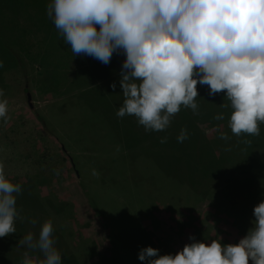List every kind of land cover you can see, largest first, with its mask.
<instances>
[{
	"label": "rangeland",
	"instance_id": "374dc122",
	"mask_svg": "<svg viewBox=\"0 0 264 264\" xmlns=\"http://www.w3.org/2000/svg\"><path fill=\"white\" fill-rule=\"evenodd\" d=\"M48 3L49 0H0V45L10 40L11 30L18 24L15 19L20 12L19 22L24 29L30 28L23 26L28 25V21L24 19L28 18V14H33L37 18L40 16L39 13H42L44 21L42 24L38 22L39 28L42 26L44 30V27L50 26L48 25V23L52 24L50 18L45 19L48 17L46 14ZM16 7L19 10H15ZM24 31L15 33L16 37L13 36V39L25 48L29 46L27 37L30 34L23 36ZM44 33L49 34L47 30H44ZM37 37L40 38L39 35ZM53 38L49 39L43 48L42 54L49 55L48 60L51 61L55 58L53 56L59 54L58 49L65 55L67 51L72 53L70 46L63 42L58 32H53ZM34 41L37 43L35 39L31 43ZM20 46L19 51L24 54L23 62L8 69L3 75L5 95L0 99L7 100L8 113L6 119H0V164L3 165L5 177L11 182L22 186L23 183L30 185L31 181L36 184H31L35 193L39 191L49 195L48 200H37L33 205L27 202L25 206H21L19 216L23 218L20 221L23 223L22 237L28 232L36 234L42 223L50 220L53 225L54 246L60 254L65 253L62 264H70L69 259L71 264H89V262L111 264V249L107 237L111 240H124L125 244L130 245L126 247V251L131 249L138 251L145 242H148L151 247L159 250L160 255H164L175 254L182 249L185 244L191 242L190 236L197 241L207 243L212 239L221 240L225 235L233 233L232 224H224L226 214L220 210V202L215 200L216 203L211 205L212 195H209L211 192L199 190V185L191 188L189 183L182 181V169H178L179 159L173 161V166L178 165L179 170V173H174L173 176H163L161 173L163 171L156 166L146 165L145 168V162L140 161L137 164L138 171H134L132 184L127 188L135 193L131 198L134 204L142 209H149L150 212L148 214L144 209L130 204L129 211L126 212L130 217L129 220L120 217L117 220V206L126 208L125 201L121 198H119L120 202L116 201L118 190L123 187L119 184H116L118 185H115L116 187H109L106 178L103 177L105 174L102 173L114 169V165H111L112 168L109 167L101 154L103 150L111 154L112 148L118 146V143H109L106 140L111 132L107 123L109 121L107 114L110 110H106L110 105L117 103L119 105L116 107H120L123 102L119 80L124 55L114 53L107 65L83 54L76 55L78 60L70 59L72 63L70 68L64 62L60 68L57 63L54 64V70L52 69L55 71L54 86H59L65 78L60 88L63 93L59 94V90L55 88L44 91L39 88L37 80L43 76L45 63L41 64L39 60L30 57L26 49ZM31 52L35 54L38 50L35 48ZM86 70L92 71L94 77L85 80L84 85L75 87L70 82L72 80L70 76H77L76 79L74 78L76 81L78 76L86 73ZM77 82V84L82 83V79ZM113 83L116 84L115 89L110 86ZM197 91V112L182 107L171 120L174 121L169 133L170 142L173 144L171 145L176 151L183 149L179 146V143L183 142L177 141V136L181 132L178 127L184 124L183 121H186L187 125H193L195 122L201 135H211L215 129L213 135L217 134L218 139L224 143V151L234 154L231 157L234 160L230 162L232 165L227 164L228 168L220 171L222 174L218 176L219 172H217L211 180L216 181L219 178L221 182L224 179L222 182L226 184L232 172L236 177H242L241 180L248 178L246 182L248 186L256 182L255 185L264 186V171L263 174H257L251 159L247 157L244 160L241 158L243 153L240 152V148L236 150L237 136L231 133L227 125L216 126L219 122L214 117L218 114H223L224 117L226 115L223 104H219L220 99L209 97L207 85L197 84ZM100 99L102 103L99 104ZM92 107L93 109L90 110ZM127 116L136 124L139 133L145 131L143 126L138 125L135 117ZM90 123H95L94 127L100 124L95 128L97 130L95 137L94 132L90 134L87 130V125H91ZM259 127L258 136L245 135V137L254 140L264 137V124ZM153 133L157 135L158 132ZM221 133L227 134L229 139H221ZM99 137L103 140L99 143L93 142ZM94 144L101 148L94 147ZM192 146L196 147V143ZM239 159L242 161H238ZM244 162L247 166L243 164ZM216 163L221 165L220 162ZM189 170L194 169L190 167ZM203 175L210 174L203 171ZM242 183L244 182L237 180V186H243ZM243 189H247V186ZM176 191L180 193L178 196ZM98 196L103 201L94 200L100 199ZM16 197L20 200L28 198L27 191L23 189L16 194ZM54 204L59 206L56 207ZM249 207L253 210L254 205L249 204ZM33 219L36 221L34 225L29 222ZM214 222L226 227L215 230ZM18 225L15 224V227ZM18 241L13 247L14 252L21 249ZM8 247L10 252L12 247ZM80 247H87L86 250L91 253H86V250L82 253ZM25 252L30 256L32 254L30 250H21L17 253L18 257L13 260V264H21ZM34 252L37 258H42V254L38 251ZM15 256L16 254L13 257Z\"/></svg>",
	"mask_w": 264,
	"mask_h": 264
},
{
	"label": "clouds",
	"instance_id": "9594fccd",
	"mask_svg": "<svg viewBox=\"0 0 264 264\" xmlns=\"http://www.w3.org/2000/svg\"><path fill=\"white\" fill-rule=\"evenodd\" d=\"M46 14L73 55L105 65L114 53L124 55L119 80L123 102L117 117L130 115L145 131H164L182 107L197 112L200 84L207 85L210 96L223 92L228 104L222 107L230 109L227 127L233 135L260 134L264 0H49ZM110 86L116 88L115 83ZM4 95L0 88V97ZM7 113L8 102L0 99V119ZM214 118L223 120L224 115ZM220 138L229 139L225 133ZM185 139L187 131L181 129L177 141ZM21 191L0 164V237L16 231V194ZM252 216L251 227L235 244L190 236L191 242L175 254L160 255L148 246L138 252V259L144 264H264V199L253 207ZM29 222L36 224L34 219ZM52 234L50 220L38 234L26 233L19 245L42 258L25 252L21 264H62Z\"/></svg>",
	"mask_w": 264,
	"mask_h": 264
},
{
	"label": "trees",
	"instance_id": "16d2710c",
	"mask_svg": "<svg viewBox=\"0 0 264 264\" xmlns=\"http://www.w3.org/2000/svg\"><path fill=\"white\" fill-rule=\"evenodd\" d=\"M15 10H19V9L16 7ZM39 14L40 16H38L37 18L33 14L31 15L28 14L27 15L28 18H24L26 21H28L27 23L28 25H23V26H28L31 29L30 28L24 29L19 22V18L21 16V12H20L18 18L15 19V21L17 20L18 24H16L14 28H12L11 30V35L9 38L10 40L8 42L7 41L2 42V45H0V60L3 61V67L0 68V88L3 89L4 87L3 86L4 72L8 71V69L10 68L16 67L18 64L23 62L22 56H24V54L22 51H19L20 49L18 48L20 46V43H17V41L13 39V36L16 37L15 33L21 30H25L23 36L30 34L29 37H27L29 46L24 48V46L21 45L20 48L26 49V51L30 54V57L39 60L41 64L45 63L43 64L45 67V69H43V76L37 80V84L39 88L42 89L43 91L50 89L53 90L55 88L59 90V94L63 93L62 89L60 88L63 86L65 78L63 79V81L59 86L56 87L54 86L53 74L55 71H52V69L54 68L53 65L57 63L59 65L58 68H60L61 66H63V62H64L67 63L68 68H70L71 66L70 59L73 58L75 60L77 59V57L76 55H73V53H70L69 51H67L65 55L60 49H58L59 54L53 56L56 59L55 58L51 59V61L47 59L49 55L42 54L45 44L48 43L49 39L53 38V32L55 33L57 32V30L52 20L50 19L52 24L48 23V25L50 26L43 28L45 31L47 30L49 33L48 35L45 34L44 30H42V26L40 28L38 26V22L42 24V22L44 21V18L42 17V13ZM47 18L49 17H45V19ZM37 35H39L40 38H38ZM33 39H35L37 43H35V41L31 43ZM53 39L57 41L55 38ZM35 48L38 50V52L34 54L31 51H34ZM72 73H73V69H72ZM91 73L92 71L86 70V73L78 76L76 81L75 79L77 76L69 75L70 77H72V80H70V82L73 85H75V87H80L84 85L83 82L85 80L94 77ZM79 79H82V83L77 84L78 83L77 81H79ZM65 92L66 91L64 90V94ZM83 92L84 91H81V93ZM209 97H213V99L214 98L220 99L219 102L220 105L221 103L223 105L228 104L226 98L223 97V92L218 93L214 96L209 95ZM61 100H63V98ZM98 102L99 104L102 103L101 99ZM216 103H218L217 100ZM117 105L119 104L117 103ZM117 105H110L108 107V110H106V111L110 110L107 114L109 120L107 123L109 130L111 131L110 134L107 136L106 140L109 143H116V144L118 143V146L116 148H112L113 153L111 154L107 153L108 151L105 152L104 150L101 154L102 156H104L103 158L106 159L105 161H107V164L110 165L109 167L112 168L111 165L112 164L114 165V169L112 168L113 170L110 169L109 171H106V173H102L105 174L103 177L106 178L109 187L118 186L116 184H119V186L123 187L118 190L119 193L116 201L120 202L119 198H121L123 201H125L124 205L126 206V208L124 209L117 206L118 209L116 211L117 220L119 219V217L121 219L129 220L130 217L127 216L126 214V212L129 211L128 205L131 204L133 205V207L140 208L139 206L134 204L133 199H131L133 198V195L135 193L132 192V190L127 187H129V185L131 186L132 179H134L135 177L134 171H138L137 164L141 161L143 163L145 162V168L146 165L147 167L156 166L158 169L162 170L163 172L161 173L163 174V176H168V175L173 176L174 173H179L178 169H182L181 170V176L183 177L182 181H186V184L189 183L191 188H195V186L199 185V190L210 191L211 193L209 192L210 193L209 195H212L211 205L216 203L215 200H218V202H220V210H222V213L226 214V221H224V224H230V225L232 224V228L234 229L233 233L231 232V234L225 235L220 240V242L222 244L237 243L239 241V238H242L246 234L248 227L249 228L251 227L250 221L254 219L249 204L250 205L253 204L255 206L262 199H264V188H263L264 186L262 184L255 185L257 182L253 185L249 184L248 186L246 183L248 178L247 179L244 178L246 180L243 179L244 180L243 181L241 180L242 177L239 176L236 177L235 176L236 174H233L232 172L230 173V177L226 181L227 182L226 184L222 182L224 181V179H222L221 182L218 180L219 178H217L216 181L211 180L214 178V175L217 172H219L218 174L219 176L221 173L220 171L228 168L226 165L230 164V162L234 160L231 158L234 156V154H230L224 151L225 148V145H223L224 143H222L218 139L217 134L213 135L215 131L214 128L216 127H213L214 131L213 132L211 131L212 132L211 135L208 134L201 135L200 131L195 125V122L193 123V125H187L186 121H183L184 124L183 125L180 124L181 127L178 128L185 129L187 131V139H185L183 143H179V146L183 149L181 151H176L174 146H172L173 144L170 142L171 135L169 136L174 121H171L172 123L170 124V126L164 131L158 132L157 135H154L152 131H143V132L141 131L142 133H139L140 131L136 130V124L130 120V117L124 116L123 118H119L116 116L115 113L119 108L116 107ZM93 107L90 110H92ZM224 109L226 115L223 121L216 120L219 122V124L216 125L217 127L227 125L230 109L227 107H224ZM93 120L96 121L94 117ZM90 124L91 125H87L88 129L87 128L86 129L90 132V134L94 132V137H95L97 134V130H95V128L100 126V124L96 127H94L95 123H90ZM263 124L264 123H261L260 125ZM242 136L244 139H242ZM242 136L236 138L237 140L235 142L237 143L236 150H239L240 148V152L243 153L242 154L243 156H241V158H243L244 160L247 159V157L250 158L254 164V167L256 168L257 174H263L264 168L262 167H264V137L254 140V139H247L245 135ZM162 138H166L165 143H161ZM102 140L103 138L99 137L98 140L95 139L93 142L99 143V141ZM193 143H196V147L194 148L193 146L191 147ZM94 147H98L99 149L101 148L99 145H95V144ZM194 150L196 151L194 152ZM176 159L180 160L178 162L179 165L178 169H177L178 165L176 167L173 166V161H176ZM238 161H242V159H239ZM216 162L218 163L220 162L221 165L217 164ZM243 164L247 166L246 162H244ZM230 165H232V163ZM190 167H192L194 170L190 171L189 170ZM174 170H178V171L175 172ZM203 171H206L210 175L208 176L203 175ZM197 174L199 179L197 178ZM6 178L9 179L8 177ZM29 179L30 178H28V181ZM237 180L240 182H244L241 184L243 186H237ZM30 183L32 185H36L31 181ZM31 184L29 185V183H23L21 186L22 190L24 189V191H27L28 198H25L26 200L25 199L20 200L18 197H16V208L18 213L21 212L22 209L21 206H25L27 202H29L30 205H33L37 200L42 201V200H48L49 198L48 197L49 195L42 194L39 191L38 193L37 192L35 193V189ZM245 186H247V189H243L245 188ZM176 194L178 196L180 194L179 191H176ZM94 200L100 201L101 198L100 199L97 198ZM58 204H54V205L57 207L59 206ZM143 209L149 214L150 212L149 209L146 208ZM20 217L21 216H19L15 221V224L17 223L19 224L17 226L18 229L17 227H15L16 228L15 233L9 234L8 236L5 237H0V264H13V260L18 257L17 253H19L21 250L29 251V249L22 246L21 249L19 248L20 249L19 251L14 252L13 249V247L17 245L16 242L22 237L21 234L23 232V223L20 222L22 220ZM213 227L215 228V230H217L221 227L223 229L226 226H224L223 224L222 226H220L217 222H214ZM38 232L39 231H37L36 234H38ZM219 236L220 234L218 235V237ZM107 238L110 243V249H111V257H110L111 264H144V262L138 259V252L141 249L138 251L132 249L126 251V247L130 245L125 244L126 242L124 240L123 241L121 239L111 240L110 237ZM11 243L12 245H10ZM144 244L145 247L150 246L148 242H145ZM56 245L60 248L58 244ZM8 246L12 247V250L10 252H8V248H9ZM144 246L141 248H144ZM82 247H80L82 249L81 252L87 253L88 252L86 250L87 247L84 248ZM30 252L32 253L31 256L33 258H37L36 252H34L33 250H30ZM15 254L16 256L13 257ZM64 255L65 253L62 252L61 257L63 259H64ZM88 259L90 260V257ZM69 263L70 264L72 263L70 259H69ZM91 264H99V262H92Z\"/></svg>",
	"mask_w": 264,
	"mask_h": 264
},
{
	"label": "water",
	"instance_id": "95a60500",
	"mask_svg": "<svg viewBox=\"0 0 264 264\" xmlns=\"http://www.w3.org/2000/svg\"><path fill=\"white\" fill-rule=\"evenodd\" d=\"M30 99L29 95H28V100Z\"/></svg>",
	"mask_w": 264,
	"mask_h": 264
}]
</instances>
